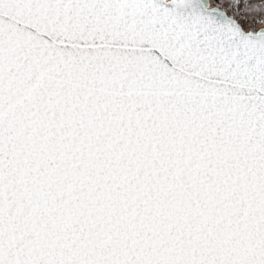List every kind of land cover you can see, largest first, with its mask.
Returning a JSON list of instances; mask_svg holds the SVG:
<instances>
[{
    "label": "snow or ice",
    "instance_id": "6c2138e0",
    "mask_svg": "<svg viewBox=\"0 0 264 264\" xmlns=\"http://www.w3.org/2000/svg\"><path fill=\"white\" fill-rule=\"evenodd\" d=\"M0 264H264V0H0Z\"/></svg>",
    "mask_w": 264,
    "mask_h": 264
}]
</instances>
